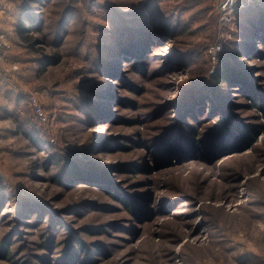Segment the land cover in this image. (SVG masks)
I'll use <instances>...</instances> for the list:
<instances>
[{
	"label": "rangeland",
	"instance_id": "1",
	"mask_svg": "<svg viewBox=\"0 0 264 264\" xmlns=\"http://www.w3.org/2000/svg\"><path fill=\"white\" fill-rule=\"evenodd\" d=\"M223 1L0 0V264H264V0Z\"/></svg>",
	"mask_w": 264,
	"mask_h": 264
},
{
	"label": "trees",
	"instance_id": "2",
	"mask_svg": "<svg viewBox=\"0 0 264 264\" xmlns=\"http://www.w3.org/2000/svg\"><path fill=\"white\" fill-rule=\"evenodd\" d=\"M260 22L261 23H264V12H262V15H261V19H260ZM264 25V24H263ZM31 30V29H30ZM20 35L21 37L23 38V33H24V30H20ZM28 32V31H27ZM24 40L26 41H30L31 40V37L30 36H26L24 37ZM36 42V40L34 41V43ZM239 56V53L238 52H229L228 54V58H237ZM222 58V54H220V59ZM59 59V56L58 54H54L52 55L50 58H49V62L52 63V62H56L57 60ZM226 60L222 59L221 62H219L218 66L216 67V69L214 71H212L211 73V77L209 78L208 82H206V86L204 85V90L207 91V94L206 96L208 95H211L214 96L213 94H215V89L217 87H219V85H221L222 83L224 82H227L229 81V77H231V79H236L235 76H233L232 74V71H229L227 69V64L225 62ZM232 79V80H233ZM216 98V96H215ZM212 99V98H211ZM173 141L170 140V138L166 141V143L164 144V146H166V151L169 153L171 151H176V149L178 148V146H173ZM165 148V147H164ZM71 163V162H69ZM68 164V163H66ZM68 171L71 170V166L68 164ZM66 172V171H65ZM0 252L2 253H5L6 255L8 254V250L7 248L5 247V245H2L0 247Z\"/></svg>",
	"mask_w": 264,
	"mask_h": 264
},
{
	"label": "built area",
	"instance_id": "3",
	"mask_svg": "<svg viewBox=\"0 0 264 264\" xmlns=\"http://www.w3.org/2000/svg\"><path fill=\"white\" fill-rule=\"evenodd\" d=\"M235 3L234 0H224L222 3V8H225L227 6H231ZM11 47L10 42L6 39V37L0 33V59L3 58L6 54V52Z\"/></svg>",
	"mask_w": 264,
	"mask_h": 264
}]
</instances>
